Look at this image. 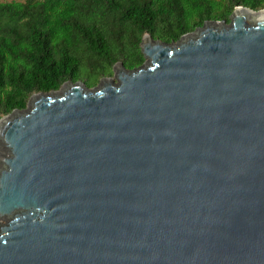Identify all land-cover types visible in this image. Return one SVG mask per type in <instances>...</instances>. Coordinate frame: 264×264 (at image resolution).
Instances as JSON below:
<instances>
[{
	"label": "water",
	"instance_id": "water-1",
	"mask_svg": "<svg viewBox=\"0 0 264 264\" xmlns=\"http://www.w3.org/2000/svg\"><path fill=\"white\" fill-rule=\"evenodd\" d=\"M141 48L0 119V264H264V9Z\"/></svg>",
	"mask_w": 264,
	"mask_h": 264
},
{
	"label": "trees",
	"instance_id": "trees-1",
	"mask_svg": "<svg viewBox=\"0 0 264 264\" xmlns=\"http://www.w3.org/2000/svg\"><path fill=\"white\" fill-rule=\"evenodd\" d=\"M264 0H12L0 2V119L67 82L92 89L145 62V34L177 43L209 21L231 22L237 7Z\"/></svg>",
	"mask_w": 264,
	"mask_h": 264
},
{
	"label": "rangeland",
	"instance_id": "rangeland-1",
	"mask_svg": "<svg viewBox=\"0 0 264 264\" xmlns=\"http://www.w3.org/2000/svg\"><path fill=\"white\" fill-rule=\"evenodd\" d=\"M4 1H12V0H0V2H4ZM114 77V76H113ZM1 223H5V220L1 221Z\"/></svg>",
	"mask_w": 264,
	"mask_h": 264
}]
</instances>
